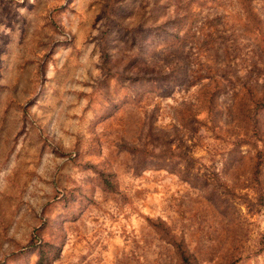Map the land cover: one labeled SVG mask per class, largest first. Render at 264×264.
I'll return each mask as SVG.
<instances>
[{
    "label": "rangeland",
    "instance_id": "obj_1",
    "mask_svg": "<svg viewBox=\"0 0 264 264\" xmlns=\"http://www.w3.org/2000/svg\"><path fill=\"white\" fill-rule=\"evenodd\" d=\"M263 45L264 0H0V264H177L147 218L264 264Z\"/></svg>",
    "mask_w": 264,
    "mask_h": 264
},
{
    "label": "trees",
    "instance_id": "obj_2",
    "mask_svg": "<svg viewBox=\"0 0 264 264\" xmlns=\"http://www.w3.org/2000/svg\"><path fill=\"white\" fill-rule=\"evenodd\" d=\"M181 19L182 18L175 17L176 21H179ZM177 32H178V29H175L173 33V37L176 39L177 43L181 44L182 41L179 40V38H176ZM174 64H176V62H174ZM179 72H181V70L178 69V65H172L171 69H169V74L172 75L173 80L170 82L176 83L179 80L180 78L179 76H181ZM212 98H213L212 93L208 94L206 97V104H207L208 111L212 110V106H213ZM253 104L254 106H257V107H264V101L254 99ZM182 113L186 115L187 117L191 116V113L187 109H184ZM99 179H100L101 186L105 190L112 191L114 189V183L112 180V175L110 173H99ZM147 221L150 224V226L156 231V233L159 235L161 239L165 240L166 242H169L172 245L174 255L177 260V264H194L192 255L184 248L181 240L173 237L169 233L168 229L163 224V222H161L157 218L156 219L147 218ZM23 248H25L24 250H26L27 253L33 252L36 255L35 262L37 264H50V261L53 258H55V255L59 251V248L53 243H51L50 241L41 240L38 233L33 234L30 237L29 243L26 244Z\"/></svg>",
    "mask_w": 264,
    "mask_h": 264
}]
</instances>
